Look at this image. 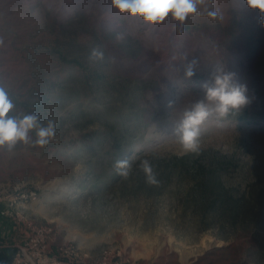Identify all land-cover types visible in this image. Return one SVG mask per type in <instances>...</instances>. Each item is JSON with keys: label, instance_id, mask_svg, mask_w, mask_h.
Returning a JSON list of instances; mask_svg holds the SVG:
<instances>
[{"label": "rangeland", "instance_id": "rangeland-1", "mask_svg": "<svg viewBox=\"0 0 264 264\" xmlns=\"http://www.w3.org/2000/svg\"><path fill=\"white\" fill-rule=\"evenodd\" d=\"M101 32H116L105 43L106 86L146 85L136 105L142 117H129L135 129L125 140L116 135L125 120L103 113L127 112L129 101L57 56L67 43L88 49ZM123 40L142 47L137 58L125 60ZM193 59L196 74L186 78ZM262 63L264 26L244 0H207L182 25L171 14L156 24L121 14L112 0H0V87L14 104L10 114L55 124L44 146L33 131L28 143L0 148V211L14 226L0 235V264H264L261 206L243 221L202 228L190 209L138 189L148 178L142 161L155 175L187 156L224 160L223 180L237 195L264 190ZM217 70L247 86L251 103L239 115L219 118L206 99L201 85ZM198 102L210 114L198 150L186 152L177 129Z\"/></svg>", "mask_w": 264, "mask_h": 264}, {"label": "trees", "instance_id": "trees-1", "mask_svg": "<svg viewBox=\"0 0 264 264\" xmlns=\"http://www.w3.org/2000/svg\"><path fill=\"white\" fill-rule=\"evenodd\" d=\"M75 15L80 16V12L76 11ZM116 32L103 34L102 38L95 34L96 44H93L88 49H82L79 44L67 43L65 50H57V56L61 61H68L71 65H77L85 71V75L91 79L99 88L105 92H115L117 97H124L129 104L128 111L117 115L111 107L104 108V115L109 117L114 123L115 117H120L125 120L119 128L116 135L123 137L122 133H131L135 127L133 124H128L131 117L136 121L140 120L142 114L137 111L138 99L145 96V82L137 84L134 87L122 86L120 90L115 86H106L105 68L102 62L106 55L105 43L108 42L109 36H114ZM128 38V37H127ZM123 38V39H127ZM123 40L121 44H117L121 49L125 60L137 58L140 55L142 47L140 45L130 46L127 41ZM250 38L245 40L247 45L251 46ZM83 47V46H82ZM56 53V52H55ZM260 77L264 79V63ZM87 72V74H86ZM128 80V79H126ZM123 114V116L121 115ZM111 125L110 123H108ZM155 170L160 164H155ZM226 164L224 160H211L207 163L200 161H188L187 156L175 158L171 166L162 167L160 172L153 175L154 182H149L148 178L143 179L138 184L139 191H142L146 196H168L172 201L177 202L181 206L182 211L186 212L190 209L192 217L195 219L198 226L202 228L210 225L211 222L219 223L230 222L236 223L243 221L253 213L257 206L264 209V190L260 187L258 190L251 189L243 195H237L233 188H228L223 180L222 172L225 170ZM172 185L171 187L169 185Z\"/></svg>", "mask_w": 264, "mask_h": 264}, {"label": "clouds", "instance_id": "clouds-1", "mask_svg": "<svg viewBox=\"0 0 264 264\" xmlns=\"http://www.w3.org/2000/svg\"><path fill=\"white\" fill-rule=\"evenodd\" d=\"M247 8L257 11L259 23L264 26V0H244ZM207 0H112L113 7L121 14L139 16L145 22L156 24L163 22L171 14V18L180 25L189 15L195 14L198 6L204 5ZM210 18H217L218 13L208 11ZM197 61L193 59L184 69L186 78L193 77L196 72ZM205 90L206 99L215 103L219 118H226L230 114L239 115L243 108L251 103L247 95V86L236 81V74L231 71L217 70L212 74L211 82L205 81L201 85ZM14 104L6 90L0 87V148L11 149L18 142L28 143L30 133L35 132V143L46 145L54 136L55 124L48 121L46 125L40 123V118L35 113L12 115ZM209 109L204 102H198L193 110L185 113L179 125V141L186 152H195L199 148V128L209 116ZM126 160L116 162L118 170L126 169ZM141 167L147 174L149 182H154L152 168L149 161L141 162ZM127 175L126 172L122 173Z\"/></svg>", "mask_w": 264, "mask_h": 264}, {"label": "crops", "instance_id": "crops-1", "mask_svg": "<svg viewBox=\"0 0 264 264\" xmlns=\"http://www.w3.org/2000/svg\"><path fill=\"white\" fill-rule=\"evenodd\" d=\"M7 218L8 217H5V215L0 214V235L14 228L12 222H9Z\"/></svg>", "mask_w": 264, "mask_h": 264}, {"label": "built area", "instance_id": "built-area-1", "mask_svg": "<svg viewBox=\"0 0 264 264\" xmlns=\"http://www.w3.org/2000/svg\"><path fill=\"white\" fill-rule=\"evenodd\" d=\"M7 212H4V211H0V214L1 215H5ZM16 258V257H15Z\"/></svg>", "mask_w": 264, "mask_h": 264}]
</instances>
